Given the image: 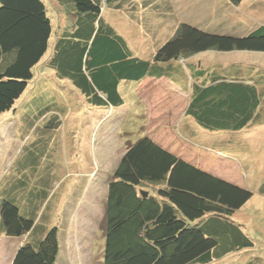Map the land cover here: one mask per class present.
<instances>
[{
	"label": "trees",
	"instance_id": "16d2710c",
	"mask_svg": "<svg viewBox=\"0 0 264 264\" xmlns=\"http://www.w3.org/2000/svg\"><path fill=\"white\" fill-rule=\"evenodd\" d=\"M169 1L54 0L64 21L53 27L43 0H0V116L16 110L20 101L23 124L34 129L21 128L25 154L0 203V235L23 237L11 264H57L59 252L57 227L43 229L39 240L32 231L38 210L65 174L63 157L55 155L62 146L64 117L74 110L43 102L47 93L37 85V67L65 82L88 106L114 109L123 104L121 82L167 78L185 87L188 80L197 81L203 71L187 57L207 51L264 53V23L240 36L184 23L143 59L103 14L107 9L125 13L148 31L151 14L172 20ZM224 71L225 76L211 77L207 90L189 85L186 115L207 131L238 132L263 118L264 70L231 64ZM251 196L250 190L203 172L141 136L125 146L108 183L102 264H213L254 252L256 243L231 220ZM251 258L234 264H254Z\"/></svg>",
	"mask_w": 264,
	"mask_h": 264
},
{
	"label": "rangeland",
	"instance_id": "374dc122",
	"mask_svg": "<svg viewBox=\"0 0 264 264\" xmlns=\"http://www.w3.org/2000/svg\"><path fill=\"white\" fill-rule=\"evenodd\" d=\"M43 1L53 27L61 26L63 8L54 0ZM169 6L172 20H159L151 14L147 19L151 26L148 31L140 20L133 22L125 13L107 9L103 14L129 42L135 54L143 59H149L161 44L170 39L178 24L187 23L202 31L240 36L264 23V0H242L237 5L230 4L228 0H170ZM157 30V36H154ZM160 37L161 42L158 43ZM187 58L186 61L203 67L237 64L264 70V53L207 51ZM35 71L38 87L46 88L43 102L47 100L60 109L74 111L64 117L65 130L58 137L62 146L55 155L56 159L63 157L65 176L53 186L43 207L38 210L39 217L32 235L39 240L43 229L57 227V264H102L105 239L101 203L108 192L113 171L129 142L133 143L145 134H159L167 145L173 141L171 134L175 135V127L182 115L180 102L174 100L178 90L172 86L156 88L147 83L138 87L126 81L119 85L124 107L116 111L94 109L84 103L79 93L72 94L71 88L56 80L49 70L37 67ZM60 87L68 90H60ZM19 102L15 104L16 110L0 116V203L6 198L4 195L11 175L19 173L20 158L25 154L21 146V134H24L21 128L32 129L30 124H23ZM253 131L254 136L264 134V129L256 131L254 128ZM258 144L259 141H255V148L223 149L230 155L229 160L235 165V170L228 169L227 165L218 169L226 173L229 170L232 175L240 170L232 180L252 191L251 198L232 215L231 220L256 243L255 250L245 255H231L213 264H234L251 257L254 264H264V191L261 188L264 186V148H259ZM178 148H175L177 152ZM89 168L91 175L86 174ZM143 189L149 188L144 186ZM45 207H50V212L44 215L47 219L39 221ZM27 236L24 235L25 239ZM22 238L0 235V264H10L23 244Z\"/></svg>",
	"mask_w": 264,
	"mask_h": 264
},
{
	"label": "crops",
	"instance_id": "0c3cea01",
	"mask_svg": "<svg viewBox=\"0 0 264 264\" xmlns=\"http://www.w3.org/2000/svg\"><path fill=\"white\" fill-rule=\"evenodd\" d=\"M201 54H198V55H201ZM188 62H191V61H188ZM195 67H196L195 69H199L203 71L202 72L203 74L201 75L202 77L197 78V81L195 82L193 81L189 82L188 80V82H185V85H184L185 87H183V85H181L179 82H176L171 79H167V78L156 79L153 77H145L141 82L135 84V86L140 87L141 85L147 83L148 85H152L156 88L162 87L166 89L172 86L178 90V94L177 96L174 97V100H178L180 102L182 115L180 116L179 124L175 127L176 130H175V133H173L175 135L173 136L171 134L173 141L167 145L166 144L167 141L163 140V136L159 134H148V135L145 134V136H148L155 144L167 150L168 152L174 154L176 157L181 159L183 162L193 167H196L200 169L201 171L206 172L212 176H215L219 178L220 180L225 181L229 184H232L239 188L248 189L246 188V186L239 185L237 184V182L232 180V179H236L235 174H239L240 170H239V173H233L232 175L231 173H229V170L226 173L218 169H220L221 166L227 165L228 169L235 170V165L229 160L230 155L227 152H225L223 149H231L234 147H240L244 149L245 148H255V141H259V144H258L259 148H264V134H262L260 131L261 134L254 136V134L251 133V132H254L253 131L254 128H256V131L264 129L263 128L264 127L263 126L264 125V115H263V118L259 119L258 122L256 123H251L252 121L250 123H247L244 129L238 132H211V131H207V130L200 128L196 124L193 125L191 123V120H189V117L186 115V112L190 104V99H191V87H189V85L191 84L192 88L196 86L200 89L206 88L207 90V87L213 85V84L210 85L211 79H212L211 77H214L213 75L215 73H222L225 76L224 69L226 68V67H220V66L203 67L202 65H196ZM241 73L243 76V72ZM203 80L206 81V83H203ZM221 82L222 80L218 81L215 84H218ZM120 87L121 86H119V92L121 89ZM122 99H123V104L118 108H114L113 109L114 111L125 106L124 98L122 97ZM141 103H142V100H141ZM105 110H109V108L108 109L105 108ZM256 112H258V110ZM175 144L177 145V147H179L178 152L175 149L177 148ZM173 146L175 148H173ZM219 171L221 174L220 173L218 174ZM62 173H64V171H62ZM86 174H89V175L92 174L91 168H89V172H87ZM64 176L65 174H63L62 177L64 178ZM263 187L264 186H262L261 188ZM106 199H107V193H106V197L101 203L102 213L104 210Z\"/></svg>",
	"mask_w": 264,
	"mask_h": 264
},
{
	"label": "clouds",
	"instance_id": "9594fccd",
	"mask_svg": "<svg viewBox=\"0 0 264 264\" xmlns=\"http://www.w3.org/2000/svg\"><path fill=\"white\" fill-rule=\"evenodd\" d=\"M14 258V257H13ZM12 262V261H11Z\"/></svg>",
	"mask_w": 264,
	"mask_h": 264
}]
</instances>
